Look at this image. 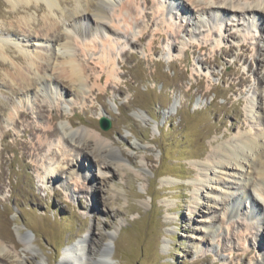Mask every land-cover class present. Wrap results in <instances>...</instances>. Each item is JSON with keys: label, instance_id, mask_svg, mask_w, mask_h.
I'll return each mask as SVG.
<instances>
[{"label": "rangeland", "instance_id": "rangeland-1", "mask_svg": "<svg viewBox=\"0 0 264 264\" xmlns=\"http://www.w3.org/2000/svg\"><path fill=\"white\" fill-rule=\"evenodd\" d=\"M58 1L70 6V0ZM110 1L118 7L127 0ZM231 1L264 5V0ZM140 3L150 15L128 31V43L122 42L121 53L112 52L118 76L107 82L94 81L93 75L102 74L94 62L97 54L82 59L92 75L89 85L96 83L95 91L73 103L72 97L67 101L51 94L53 85H38L41 79H36L37 92L31 86L25 94L12 86L7 74L13 64L25 66L23 51L45 56L42 62H47L48 71L44 77L49 80L55 78L48 74L55 72L52 67L62 55L54 43L38 36L47 9L16 14L6 0H0V37L6 56L4 62L0 60V264H59L65 246L89 232L93 244H108L113 264H247L255 259V235L264 239L263 223L254 222L245 229L240 224L247 221L243 203L233 207L227 220L233 205L230 192L239 185V170H220L208 156L212 147L251 127L246 107L255 95H264V84L257 83V77H264V64L253 72L248 63L254 69L264 58V20L256 25L251 18L230 21L231 16L225 15L220 24L226 30L215 35L216 18L209 20L211 31L200 22L185 24L189 15L204 20L201 12L179 13L174 8L168 18L159 11L152 19V2ZM26 14L33 16L30 28L16 22ZM143 27L148 29L147 37L135 42ZM157 29L162 31L156 33ZM151 38L153 50L149 49ZM257 43L262 46L258 53ZM9 56H16L14 63ZM55 84L73 89L60 79ZM261 102L264 105V98ZM41 104L46 105V112ZM19 110L29 117L17 116ZM101 111L111 121L108 130L99 125ZM68 118L73 129L100 132L112 145L116 156H106L111 163L107 173H98L81 156L87 149L77 135L62 144L64 128L70 126ZM31 126L48 128L54 134L27 131ZM34 140H41L44 148L34 150ZM199 163L207 164L210 172L204 175ZM50 168L59 173L47 178ZM70 169L77 171L76 182L67 177ZM201 178L206 181L200 182ZM66 181L70 192L63 188ZM101 196L108 199L107 205ZM236 230L246 235L245 253L237 244L233 249ZM21 234L29 235L33 250L24 248Z\"/></svg>", "mask_w": 264, "mask_h": 264}, {"label": "bare ground", "instance_id": "bare-ground-1", "mask_svg": "<svg viewBox=\"0 0 264 264\" xmlns=\"http://www.w3.org/2000/svg\"><path fill=\"white\" fill-rule=\"evenodd\" d=\"M6 1L10 5L11 10L16 14L18 11L27 13L30 9H34L36 12L47 9V12L43 14L45 16L41 25V32H38V36L40 38H46L45 41L54 43L57 47L56 50H58L57 54L60 56L62 55L61 61L54 67L51 66L52 70L55 72L48 74V76L55 75V78L49 80L44 77L45 73L48 71L47 62L46 64L42 62L45 60V56L41 55L39 52L30 53L29 51H23L21 55L25 60V66L13 64L11 67L12 71H9V74H7L8 80L14 84L12 86H15L17 89L27 94L30 90L28 88L31 86L33 91L36 90L37 92V90H39L36 79H41L38 85L41 84L42 87L45 86L44 88L53 85L54 92L50 91L51 94L63 96V99L65 98L67 101L73 98V103H78L77 100L82 97L85 98L87 92L92 93L95 89L94 85L96 83L89 85V80L92 79L90 76L92 75L87 73L88 65H86V62L84 63L82 59L92 58L91 54H97L96 61L94 62L102 70V74L93 75L94 81L100 82L104 79L107 82L115 78L116 75L118 76V73L115 71L117 63L114 57H112V52L121 53L122 48L120 46L122 42L128 43L126 39L128 31L132 29L136 23H140L141 18H149L150 15V12L143 10L140 0H127L118 7L111 5L112 3L110 0H70V6H64L58 0ZM184 1L185 2H182V0L181 2L178 0H154L153 2V0H144V3L148 4L152 2V19H156V14L159 11L160 14H165L166 19L171 9L175 8L177 12L180 11L182 13H192L193 10L195 13L197 12L196 14L201 12L205 19H196V17L192 18L191 15H189V20H187L185 24L191 26L200 22L204 26H209L208 28L212 31V26H210L211 22L209 23V20L216 18L219 21V25L213 30L215 35L222 29L224 31L226 30V25L222 26L220 24L225 15L231 16L229 18L230 21H239L242 19L245 21V18H251L253 22L256 20V25L259 21L263 22L264 20V5L257 1H255L254 4L248 5H246V3L235 5L231 0H217L216 2H211L210 0ZM187 4L188 6L193 4L194 7H188ZM197 6H199V8L194 10ZM26 16L27 14L20 16L17 18L16 22L24 23L30 28L32 26L31 20H33V16ZM2 23L3 21L1 24ZM139 23L138 25H140ZM10 25L12 26L13 24L10 23ZM62 26L64 27L62 28ZM60 30L63 31L60 32ZM157 30L156 33L162 31L160 29ZM193 34H195V32ZM147 35L148 29L146 27L141 28L138 30L135 42L144 40ZM261 36L262 35H260V38H262ZM153 43L154 38H151L149 41L150 50L155 49V47L152 46ZM3 44L4 40L0 37V60L4 62L6 56L3 52ZM240 46L244 47L245 50L247 49L244 43ZM200 47L205 48V44H202ZM172 48L174 49V46H172ZM76 49L77 53H75L76 51L74 52ZM260 49H262V46H259L257 43V53ZM124 53L125 52H123V54ZM15 57L16 56H9L12 63H14L13 58ZM263 61L264 58L260 59L259 62L256 63L254 69L251 62H249L248 67L253 72H258L264 64ZM30 70L32 73H30ZM56 79H60L65 85L69 84L73 86L72 91H68L63 86L54 85ZM245 79L247 78H244V80ZM257 83L264 84V77H257ZM256 97L259 99L257 102H255ZM263 98L264 95L261 93L257 96L255 95V99H250L249 105L246 107V119L248 126H251L250 129L239 132L237 137H233L230 141L212 147L208 157L211 165L220 170H239V172H237L238 177L236 178L239 181V185L235 190L233 189V191L230 192L233 205L229 213H227V220L232 217V211H235V209L243 203L245 210L244 215L247 221L245 223L241 222L240 224L247 229L254 222L263 223L264 231V105L261 102ZM41 110L42 112L47 111L45 104H41ZM254 111L259 114L257 117H255ZM16 114L17 116L23 115L24 117H29L28 113L24 110H19ZM106 115L104 111L99 113L100 118ZM49 119L54 120V115H50ZM12 120L14 124L18 123L15 117H12ZM2 122L3 120L0 118L1 128ZM68 122L70 126L66 128L63 127L64 131L61 135L62 144L68 142V139L73 140L72 137L77 135V137L83 141L82 148L87 149V151L82 152L81 156H84L85 159L87 158L88 161L95 166L98 173H107L111 163L106 159V156L109 154L116 156V151L112 145L105 140L102 133L93 132V130H89L87 127L73 129V121L68 118ZM252 125L253 130H251ZM26 130L31 132L39 131L47 136L54 134L50 129H44L39 126H31ZM6 134L7 133L4 132V135ZM31 145L34 150L37 151L44 148L41 140H34ZM25 146H27L26 143ZM78 160L79 159H76L75 161L77 165H79ZM2 162L3 157L0 155V164H2ZM115 164L118 167L121 166L118 162ZM199 165L203 166V169H205L204 175L210 172V167H208L207 164L199 163ZM58 173V170L50 168L46 172V175L47 178H52ZM76 174V169H70L67 172V177H71L70 179L76 182ZM88 174H90L89 177H94V173L88 172ZM112 176L113 175H111V177ZM199 181L203 183L206 179L201 178ZM62 185L66 191L70 192L72 190L69 181L62 183ZM195 189L199 191L197 185ZM80 190L83 189L80 188ZM97 190L100 192L101 189L98 188ZM92 192H94V189H92ZM107 200V198L101 196V201H103L105 205H107ZM234 206L235 209L233 208ZM225 213L226 212H223L221 220H223ZM228 224L229 222L227 223L226 229ZM91 236L92 232H89L86 237L80 238L77 242L65 246L62 260L59 264H113L109 254L108 244L102 245L101 243L97 246L93 244L94 242ZM108 236L110 239L112 238L111 234ZM232 236H235V243L232 245L233 249L235 244H237V249L239 248L243 251L242 253H245L246 250L243 246L246 235H244L242 231L236 230L235 233L233 232ZM20 240L25 249L33 250L28 234H21ZM255 241L258 253L255 259L249 260L247 264H264V239H260V236L257 234V236L255 235ZM228 249L232 252L231 245ZM1 251L3 250L1 249L0 243V254Z\"/></svg>", "mask_w": 264, "mask_h": 264}, {"label": "water", "instance_id": "water-1", "mask_svg": "<svg viewBox=\"0 0 264 264\" xmlns=\"http://www.w3.org/2000/svg\"><path fill=\"white\" fill-rule=\"evenodd\" d=\"M99 125L100 127L103 129V130H108L111 126V121L109 120L108 117L106 116H102L100 119H99Z\"/></svg>", "mask_w": 264, "mask_h": 264}]
</instances>
